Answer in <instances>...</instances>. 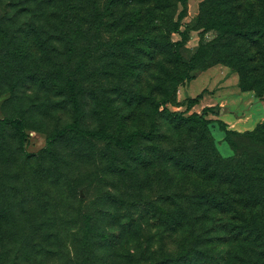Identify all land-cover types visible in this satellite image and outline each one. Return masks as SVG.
I'll return each mask as SVG.
<instances>
[{"label":"rangeland","instance_id":"1","mask_svg":"<svg viewBox=\"0 0 264 264\" xmlns=\"http://www.w3.org/2000/svg\"><path fill=\"white\" fill-rule=\"evenodd\" d=\"M81 1L72 27L63 0H0V264H264V242H228L217 213L193 231L162 226L177 212H202L192 200L207 189V171L166 162L193 156L196 138L148 105L165 99L184 118L211 108L206 120L243 135L263 122L264 100L240 93L238 74L222 64L165 84L178 65L160 44L167 31L148 13L153 1ZM205 1L186 0L184 61L216 35L197 20ZM69 86L78 111L57 89ZM99 129L103 140L78 134ZM205 131L220 159L232 156L215 123ZM195 163L200 172L205 162Z\"/></svg>","mask_w":264,"mask_h":264},{"label":"trees","instance_id":"2","mask_svg":"<svg viewBox=\"0 0 264 264\" xmlns=\"http://www.w3.org/2000/svg\"><path fill=\"white\" fill-rule=\"evenodd\" d=\"M150 1L154 2L148 11L151 18L157 13L165 22L167 32L164 37L161 36L160 44L178 65L176 71L167 77L165 84L171 81L195 79V74L190 72L200 65L204 68L222 64L238 74L240 92H252L255 97L264 100V0H206L200 8L197 20L199 23L206 20L202 28L212 30L216 35L211 41L199 45L188 61H184L178 53L184 47L190 31L188 28L180 31V22L186 12V0ZM63 3L62 18L70 21V26L74 27V23L80 21L82 1L63 0ZM175 15L176 21H173ZM149 22L151 23L152 19ZM169 34H177L180 41L170 42ZM185 65L188 67L182 68ZM73 87L69 86L65 91L62 87L57 89L62 90L68 103L78 111L77 93ZM199 99L200 95L188 104V108L196 105ZM148 105L152 113H156L162 107L163 112L170 118L169 123L173 130L185 131L196 138L193 148L199 150L195 151L193 156L182 150L181 158L174 159L169 155L166 157V162H183L180 170L185 173L201 175L207 171L205 178L208 183L207 189L192 200V206L201 208L202 212L187 214L177 212V215L171 218V225L168 226L164 222L162 226L173 229V232L184 228L193 231L198 221L208 219V216L214 212L222 217L223 224H220L219 229L227 235L228 242H264V120L254 131L240 135L228 130L226 124L220 120H206L204 115L211 108L203 109L201 115L193 114L184 118L178 113H169L165 108V99H151ZM212 123H215L219 131L224 134L225 141L232 149V156L227 159H220L217 156L206 136V126ZM11 126L21 132L19 123L12 122ZM78 134L81 137L89 136L97 140L107 137L103 129L78 131ZM154 136L155 133L150 132L146 138L153 140ZM118 143L122 149L127 147L126 141ZM200 147H203V151ZM198 153L202 158L201 161H198ZM202 161L205 163L200 168V172H197L199 166L195 162ZM195 247L196 245L192 244L189 246L190 249ZM193 250L184 251L182 257L188 259V256L193 254Z\"/></svg>","mask_w":264,"mask_h":264},{"label":"water","instance_id":"3","mask_svg":"<svg viewBox=\"0 0 264 264\" xmlns=\"http://www.w3.org/2000/svg\"><path fill=\"white\" fill-rule=\"evenodd\" d=\"M79 197H80V198H81V197H83V195H82V193H81V192L79 193Z\"/></svg>","mask_w":264,"mask_h":264},{"label":"crops","instance_id":"4","mask_svg":"<svg viewBox=\"0 0 264 264\" xmlns=\"http://www.w3.org/2000/svg\"><path fill=\"white\" fill-rule=\"evenodd\" d=\"M201 86H203V85H201ZM239 92H240V90H239ZM240 93H243V92H240Z\"/></svg>","mask_w":264,"mask_h":264}]
</instances>
